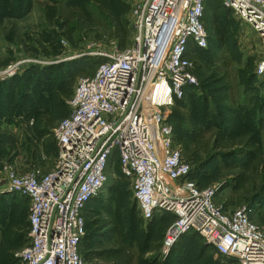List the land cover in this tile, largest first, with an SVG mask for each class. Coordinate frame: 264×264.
<instances>
[{"label": "rangeland", "instance_id": "rangeland-1", "mask_svg": "<svg viewBox=\"0 0 264 264\" xmlns=\"http://www.w3.org/2000/svg\"><path fill=\"white\" fill-rule=\"evenodd\" d=\"M86 1L0 0V70L10 71L0 79V188L5 168L25 173L52 166L57 150L52 128L69 112L62 90L95 69L102 57L95 52L127 46L129 35L121 37L107 12L94 6L86 17L79 7ZM134 2L127 0L126 22ZM204 19L212 40L206 51L192 55L198 83L172 110L179 114L174 142L198 184L215 188L218 206L251 207L252 220L264 229V78L254 71L259 40L223 0H208ZM116 157L108 160V180L84 211L80 250L86 258L112 264H234L193 234L180 237L162 257L171 218L142 223ZM27 216L26 197L0 191V264H21Z\"/></svg>", "mask_w": 264, "mask_h": 264}, {"label": "built area", "instance_id": "built-area-1", "mask_svg": "<svg viewBox=\"0 0 264 264\" xmlns=\"http://www.w3.org/2000/svg\"><path fill=\"white\" fill-rule=\"evenodd\" d=\"M259 40L255 74L264 78V0H223ZM206 0H135L127 46L108 53L93 73L76 76L68 114L53 128L57 154L47 171L5 168L3 187L28 200V242L21 264H112L87 259L83 211L108 180V160L118 157L144 225L156 215L173 220L160 246L166 256L188 232L235 264H264V229L253 208L227 211L215 188L200 187L174 142L169 114L185 89L198 83L192 55L208 47ZM10 69V68H9ZM11 70V69H10ZM9 70H0V79Z\"/></svg>", "mask_w": 264, "mask_h": 264}, {"label": "trees", "instance_id": "trees-1", "mask_svg": "<svg viewBox=\"0 0 264 264\" xmlns=\"http://www.w3.org/2000/svg\"><path fill=\"white\" fill-rule=\"evenodd\" d=\"M67 1V0H66ZM207 2H208V0H206V3H205V8H204V13H203V20H204V23H205V13H206V5H207ZM58 3H60V1H58ZM92 3H95L96 5H93ZM95 6V7H94ZM79 7L83 10V12L85 13V15H86V17H88V18H91V15H92V8L94 7L95 9H97V10H99V12H103V13H106L107 12V14H109L110 16H111V18H114L115 19V21L119 24V26H120V32H121V37L122 38H124L126 35H129V31H128V22H126V20H125V18H124V16H125V13L127 12V7H128V4H127V0H88V1H86V2H84V3H82V4H80L79 5ZM98 12V13H99ZM49 13V12H48ZM57 13H59V12H57ZM99 14H102V13H99ZM19 16H21V14L19 13L18 14ZM60 15V14H59ZM3 16H6L5 14L3 15ZM109 16V17H110ZM205 26H206V24H205ZM215 30H216V33L218 34V32H219V28L218 27H215ZM207 35H208V46L211 44V38L209 37V34L207 33ZM218 38H219V36H217ZM219 40H221L220 38H219ZM219 42V41H218ZM206 49H208V48H206ZM206 49H201V48H196V52L195 53H200L201 51H206ZM97 65V64H96ZM94 71V70H93ZM93 71L91 72V73H93ZM76 78V77H75ZM75 78H74V80H75ZM73 83H74V81H73ZM73 83H72V85H73ZM70 85V86H69ZM72 85H71V83H69L68 84V87H70L69 88V91H66L65 89H63L62 90V94L64 95V97H69L70 96V94H71V91H72ZM194 87L193 86H190V87H187V89H185V94H184V96L186 95V93L187 92H189V90L190 89H193ZM181 100H183V98H181V99H176L175 100V103H174V105H173V107H172V110L173 109H175V108H177V106L178 105H180V101ZM178 102H180V103H178ZM176 103H178V104H176ZM172 110H171V113L169 114V121L172 123V125H173V128H174V133H175V127L177 126V125H179L177 122H179L178 121V118L175 116V115H179V114H177V112H172ZM115 153H112L111 155H110V158H111V156H113V157H115ZM109 158V159H110ZM117 158V161H118V157H116ZM119 163V162H118ZM192 174V173H191ZM191 177H192V175H191ZM193 178V177H192ZM200 186V185H199ZM200 187H202V186H200ZM91 200V199H90ZM89 200V201H90ZM89 201L86 203V207H87V204L89 203ZM86 207H85V209H86ZM85 209H84V211H85ZM84 211H83V216H84ZM166 215H168L170 218H171V221L173 220V216L172 215H170L169 213H163L161 216H159V215H156L154 218H156V217H162V216H166ZM171 223V222H170ZM169 223V224H170ZM85 230H86V223H85ZM188 234H193V235H196V236H198L201 240H202V238L199 236V235H197L196 233H194V232H188V233H186V234H183L181 237H183V236H189ZM203 241V240H202ZM178 242V241H177ZM177 242H176V244H177ZM176 244L172 247V249L171 250H173L174 248H175V246H176ZM204 246L205 247H211L214 251H215V249L212 247V246H208V245H206V244H204ZM205 247H203V249L205 248ZM170 250V251H171ZM81 251V250H80ZM81 254H82V252H81ZM83 255V254H82ZM84 256V255H83ZM116 257H118V255L116 254L115 255ZM85 257V256H84ZM86 258V257H85ZM88 259V258H87ZM144 264H151V263H148V261L147 260H145V262H144Z\"/></svg>", "mask_w": 264, "mask_h": 264}, {"label": "crops", "instance_id": "crops-1", "mask_svg": "<svg viewBox=\"0 0 264 264\" xmlns=\"http://www.w3.org/2000/svg\"><path fill=\"white\" fill-rule=\"evenodd\" d=\"M56 154H57V150H56L55 156H56ZM55 156H54V157H55ZM54 157H53V159H54ZM52 165H53V163H52ZM51 167H52V166H51ZM51 167H50V168H51ZM50 168H49V169H50ZM47 170H48V169H47ZM47 170H44V171H47ZM234 264H235V263H234Z\"/></svg>", "mask_w": 264, "mask_h": 264}]
</instances>
